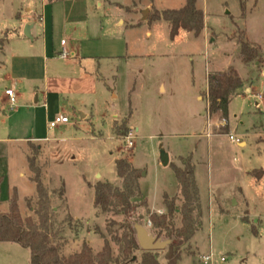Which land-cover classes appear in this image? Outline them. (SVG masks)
I'll return each mask as SVG.
<instances>
[{"label":"rangeland","instance_id":"obj_1","mask_svg":"<svg viewBox=\"0 0 264 264\" xmlns=\"http://www.w3.org/2000/svg\"><path fill=\"white\" fill-rule=\"evenodd\" d=\"M24 3L0 0V47H8L0 60L4 58L7 64L18 49L19 42L10 33L14 34L16 12L24 13ZM185 3L156 0L155 7L177 9ZM197 6L205 12L206 26L212 28L206 37L182 30L173 39L167 22L150 20L128 31L122 27L120 45L96 51L104 57L102 71L112 89H107L93 124L80 122L71 111L75 125L51 129V137H63L51 143L23 140L36 134L16 125L8 99L1 100L8 81L6 70L0 69L1 210L9 209L17 191L23 218L39 222L35 179L40 177L49 195L50 236L61 255L79 252L84 242L99 252L109 239L114 256L125 264L114 237L123 234L127 223L135 228L136 236L137 227L143 226L169 244L165 231L149 224L152 213L162 215L149 204L156 210L163 205L164 194L180 197L173 164L182 166L181 158L191 156L202 216L200 229L182 246L180 264H204L203 256L211 254L217 264H264V0H197ZM244 34L259 48V57L250 64L241 58L238 38ZM109 55L118 57L109 59ZM229 66L245 84L242 94L231 101L229 123L224 125V119L210 116L207 110L206 75ZM112 90L115 98H111ZM116 111L120 121L115 123L112 114ZM225 128L228 132L219 133ZM131 131L134 145L127 146L125 133ZM162 149L170 155L167 166L160 159ZM118 158H126L139 169L142 196L133 200L147 202L128 216L95 206L99 182L123 186ZM183 203L180 197L178 209ZM181 218L177 212L174 227H181ZM167 247L154 251L160 264H167ZM2 249L0 264H21L25 258L22 251ZM144 251L141 246L135 251L138 260ZM4 252L13 256H1ZM26 261L30 262V254Z\"/></svg>","mask_w":264,"mask_h":264},{"label":"crops","instance_id":"obj_2","mask_svg":"<svg viewBox=\"0 0 264 264\" xmlns=\"http://www.w3.org/2000/svg\"><path fill=\"white\" fill-rule=\"evenodd\" d=\"M23 1L25 2L24 13L16 12L14 34L10 33L11 39H17L19 42L17 52L11 56L8 64L4 58L1 59L0 69L7 72L5 78L8 84L5 88H14L16 93L17 102L13 107H10L13 115H16V125L27 131L31 129L36 134L24 137L23 140L26 143L47 141L51 143L53 139L59 140L63 137L50 136L51 129L47 127L48 121L60 114L67 115L70 117V122L58 126L60 129H67L71 125H75L70 114L73 111L80 118V122L93 124L96 112H99L104 105L107 89H112L110 78L102 71L101 61L104 57L97 55L96 51L102 48L112 49L120 45L119 37L122 27L128 31L129 28L133 29L150 21L149 19L141 20V14L138 13L140 8H149L150 15L154 11L162 12L164 10L155 7L156 0ZM197 8L201 9L198 6ZM126 17L129 20H126ZM159 20L164 19L155 21ZM164 21L170 28L169 22ZM209 29L212 28L205 24L201 34L206 37ZM182 30L184 29H180V31ZM25 31L29 33L30 37L25 34ZM147 34L149 35L150 32L147 31ZM63 39L66 40L68 50L78 54L76 57L69 59L59 57ZM4 48L8 47L2 45L0 55L4 54ZM116 57L118 55L107 56L109 59ZM225 69L207 71V89L209 75ZM244 84L245 81L231 101L242 94L240 91ZM160 88L165 91L164 84H161ZM247 90L252 91V88ZM113 91L111 98L116 97ZM7 99L4 91L1 100L5 102ZM198 99L201 100V94ZM112 118L115 123L120 121V115L117 118L112 116ZM226 122L229 123V116ZM42 132L44 133L42 134ZM239 144L245 146L246 142L241 141ZM149 208L160 214L167 211L164 203L156 210L150 204ZM2 212L7 213L9 209ZM6 246L11 247L14 251L25 253L21 264L27 262L29 254L31 261L30 249L23 248L14 242H0V251L3 250L2 247ZM1 256L12 257L13 255L4 252ZM17 260L15 259V262ZM26 264H30V262L28 261ZM215 264L217 263L215 262Z\"/></svg>","mask_w":264,"mask_h":264},{"label":"trees","instance_id":"obj_3","mask_svg":"<svg viewBox=\"0 0 264 264\" xmlns=\"http://www.w3.org/2000/svg\"><path fill=\"white\" fill-rule=\"evenodd\" d=\"M246 5L242 2V15H245ZM149 20L164 19L170 24V36L175 38L180 29L200 35L205 28L204 11L197 8L196 0H188L180 9H168L162 12L154 11L149 15ZM242 60L250 63L259 57L258 46L252 43L244 34L238 38ZM243 81L235 68L229 67L223 71L210 74L208 77L207 110L210 116L219 115L221 119H228L229 103L237 94ZM227 125V124H225ZM228 132V128L222 132ZM126 135V133H125ZM183 165L173 164L180 197L184 203L180 209L176 204L179 196L164 194L163 203L167 209L166 214L152 213L150 220L155 228L165 231L169 244L166 252L167 264H179L182 246L189 242L199 230L201 212V198L195 177V166L191 156L181 158ZM118 176L123 181V186H114L110 182H99L95 186V206L103 212L116 210L118 213L130 215L135 207L147 206L146 201L134 202V198L142 196L140 188V172L132 162L126 158L116 160ZM40 206L37 210L39 222L32 217L23 218L18 203L17 191L13 193L10 201L9 212L3 213L0 209V242H14L23 248L30 249V264H121V260L114 256L109 239L99 252H95L90 243L84 242L79 252L63 256L59 247L52 242L50 236L51 222L49 214V195L40 177L35 179ZM1 184V179H0ZM1 205V191H0ZM181 214L182 225L173 226L175 214ZM197 212L196 216L194 213ZM111 231V230H109ZM161 234V233H160ZM160 234L158 236H160ZM120 245L124 263L131 264H160L154 251H144L140 260L135 251L140 248L135 228L127 223L121 236L114 237Z\"/></svg>","mask_w":264,"mask_h":264},{"label":"built area","instance_id":"obj_4","mask_svg":"<svg viewBox=\"0 0 264 264\" xmlns=\"http://www.w3.org/2000/svg\"><path fill=\"white\" fill-rule=\"evenodd\" d=\"M66 44L67 43H66L65 39L61 40L62 50L59 53V57H61L63 59H69V58L76 57L78 54L68 50V48L66 47ZM5 94L8 97V101L10 103V106L13 107L17 102V97H16V93H15L14 88H7L5 90ZM258 98L261 99L262 95L260 94L258 96ZM68 122H70V117L67 115H64V114H60V115H57L56 117H54L52 120L48 121L47 127H48V129H54V128H57L59 125L65 124ZM223 124L224 125L226 124L225 119H224ZM134 137H135V135L132 131L129 134L125 135V139L127 140V146H133L134 145V142H133ZM230 138L233 141L240 143V139L236 138L234 135H230ZM149 224L152 225V222L149 221ZM203 261L205 264H215V262L213 261V255L212 254L203 256ZM221 261L224 262L225 259L222 258Z\"/></svg>","mask_w":264,"mask_h":264},{"label":"water","instance_id":"obj_5","mask_svg":"<svg viewBox=\"0 0 264 264\" xmlns=\"http://www.w3.org/2000/svg\"><path fill=\"white\" fill-rule=\"evenodd\" d=\"M141 13V20L146 21L149 18L150 15V10L149 8H140L139 9ZM25 34L30 37L29 33L25 31ZM114 118L119 117V112L116 111L114 114H112ZM160 159L161 162L164 166H167L170 163V156L169 153L165 150H161L160 153ZM145 175V172L143 173ZM137 239L140 244V246L145 250V251H155L162 249L168 245L167 241H162L161 239L151 235L147 229L143 226H138L137 227Z\"/></svg>","mask_w":264,"mask_h":264}]
</instances>
